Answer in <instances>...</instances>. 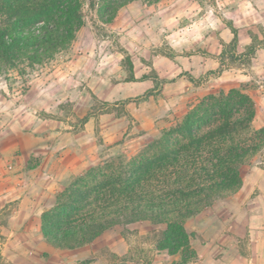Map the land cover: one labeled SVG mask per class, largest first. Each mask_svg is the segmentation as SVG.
I'll list each match as a JSON object with an SVG mask.
<instances>
[{"label": "rangeland", "instance_id": "obj_1", "mask_svg": "<svg viewBox=\"0 0 264 264\" xmlns=\"http://www.w3.org/2000/svg\"><path fill=\"white\" fill-rule=\"evenodd\" d=\"M102 4L84 2V23L68 49L37 65L30 75L0 74V166L9 167L8 158L31 170L51 154L71 155V164L82 161L81 172L105 161H128L154 147L190 110L234 88L253 98V127H264V43L250 64L234 61L232 48L224 45L234 37L232 25L239 30L237 54L252 41L251 32L264 41V0H133L110 23L100 16ZM127 53L135 80L124 66ZM145 75H158V81L141 79ZM150 89L156 95L139 99ZM87 114L90 120L83 124ZM180 141L183 135L169 143ZM257 168L264 169V146L241 166L243 179ZM231 196L240 198L234 193L213 202L221 207L218 217L235 212ZM213 204L186 220L192 234L188 255L159 249L166 225L150 220L132 224L135 231L126 237L116 227L85 246L56 247L43 235L42 214L31 223L51 247H43L38 236L23 234L12 243H28L26 250L8 247L4 253L8 236L1 226H9L18 207L12 201L0 210V264H184V256L190 258L187 264H194L197 249L203 251L213 238L212 224L207 225Z\"/></svg>", "mask_w": 264, "mask_h": 264}, {"label": "trees", "instance_id": "obj_2", "mask_svg": "<svg viewBox=\"0 0 264 264\" xmlns=\"http://www.w3.org/2000/svg\"><path fill=\"white\" fill-rule=\"evenodd\" d=\"M85 1L0 0V74L30 75L37 65L68 49L84 23ZM102 1L100 16L110 23L133 0ZM91 5L96 6L94 1ZM232 31V41L224 45L232 48L234 61L250 64L264 41L251 32L252 41L237 54L239 30L232 25ZM124 66L135 80L128 53ZM148 77L158 81V75L141 79ZM156 91L150 89L139 99L148 100ZM256 115L253 98L234 88L190 110L154 147L128 161H105L73 175L41 215L44 237L53 246L77 248L116 227L126 237L135 231L132 224L150 220L166 225L159 234V249L188 255L192 234L186 220L216 199L237 193L244 185L241 166L264 146V127H253ZM90 117L84 116L82 123ZM176 135H183L184 141L170 145ZM189 259L184 256L185 263Z\"/></svg>", "mask_w": 264, "mask_h": 264}, {"label": "crops", "instance_id": "obj_3", "mask_svg": "<svg viewBox=\"0 0 264 264\" xmlns=\"http://www.w3.org/2000/svg\"><path fill=\"white\" fill-rule=\"evenodd\" d=\"M70 159L71 155L59 158L51 154L42 158L38 167L26 170L6 158L10 166H0V210L12 201L18 206L9 226H1L7 228L2 233L8 236L2 247L4 253L8 247H16L18 252L26 250L28 243H12L14 236L23 234L38 236L43 239V247H51L41 229L34 231L31 222L40 218L47 203L55 201L63 181L81 173L85 163L71 164ZM249 174L242 189L235 193L240 198L230 197L235 212L222 219L217 215L221 207L213 204V213L207 218L213 238L203 251L197 249L198 261L194 264H264V169ZM252 176L255 179L249 182Z\"/></svg>", "mask_w": 264, "mask_h": 264}]
</instances>
